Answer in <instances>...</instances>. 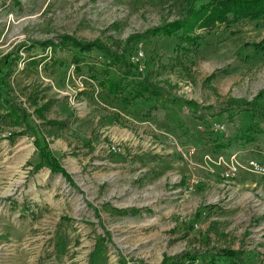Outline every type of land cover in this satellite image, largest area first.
Wrapping results in <instances>:
<instances>
[{
    "label": "rangeland",
    "instance_id": "1",
    "mask_svg": "<svg viewBox=\"0 0 264 264\" xmlns=\"http://www.w3.org/2000/svg\"><path fill=\"white\" fill-rule=\"evenodd\" d=\"M205 1L0 0V264H171L221 248L264 264V176L245 167L264 161V23L197 29L195 47L148 33ZM101 48L123 58L106 75L122 95L136 80L123 67L163 93H106ZM173 98L211 108L197 118ZM36 140L68 179L34 168Z\"/></svg>",
    "mask_w": 264,
    "mask_h": 264
},
{
    "label": "trees",
    "instance_id": "2",
    "mask_svg": "<svg viewBox=\"0 0 264 264\" xmlns=\"http://www.w3.org/2000/svg\"><path fill=\"white\" fill-rule=\"evenodd\" d=\"M240 19H248L264 23V0H206L204 3H200L196 7L193 5L187 7L185 13L179 18L172 19L164 24L150 28L148 33L151 36L171 37L178 43L186 42L195 47L198 45L199 38V36L195 33V30H207L218 24L234 22ZM62 38L65 41H72L74 47L80 51H89L92 46H95V43L93 42L81 44L69 39L67 36H62ZM101 49L103 50L102 55L104 57V67L99 71L101 73V77L97 80V85L101 89H104L106 93L112 94L113 96H119V99L124 102L127 101L128 97L129 99H135L142 97L144 94H147V96L159 97L163 93L162 90L156 89L147 82L143 81V79L139 76V73L136 71H131L130 69L123 67L121 71L122 77L127 78L135 76L136 80L130 78L127 81H130L129 90L125 92V96L122 95L121 92H123L125 86V84L122 83V80H114L106 77V75L109 66H118L119 64L124 66L122 60L123 58L113 54L110 50L104 48ZM73 61L78 62V58L73 59ZM172 100L179 103L180 106H185L187 110L192 112L197 118L202 117L207 108H211L209 106L200 108L198 104L190 100L177 98H173ZM239 104L243 105H239V107L246 114H250L252 107L246 106H251V102L240 101ZM11 109H13V107H11ZM217 109H214L213 111H216L215 114L219 115L223 111L228 110L229 107L221 109L218 107ZM60 124L61 122L59 121V125ZM257 131H259V129H255L249 125L248 127L241 129L235 137L240 142L252 141L254 139V133ZM34 143L36 154L39 159L34 168L38 169L40 167H45L51 174L58 173L65 179H68L69 176L65 170L53 157L49 155L48 151L45 150V146L37 140ZM229 144L228 140L226 143H219L216 147L225 148L226 146H229ZM134 211L135 210L132 209V212ZM216 255L223 257L224 260L229 261L232 264H242L239 260L238 252L236 250L226 248L218 249L216 254H209L206 251H184L177 255V258L171 264H181V261L183 260L192 264L197 259L202 260L203 264H214V260L217 257Z\"/></svg>",
    "mask_w": 264,
    "mask_h": 264
},
{
    "label": "built area",
    "instance_id": "3",
    "mask_svg": "<svg viewBox=\"0 0 264 264\" xmlns=\"http://www.w3.org/2000/svg\"><path fill=\"white\" fill-rule=\"evenodd\" d=\"M221 127V126H220ZM248 171L255 173L260 176H264V161L248 160L245 164ZM231 173H225L226 176Z\"/></svg>",
    "mask_w": 264,
    "mask_h": 264
}]
</instances>
